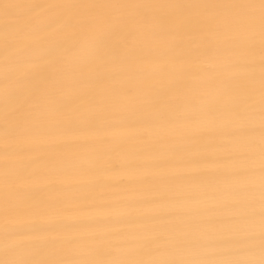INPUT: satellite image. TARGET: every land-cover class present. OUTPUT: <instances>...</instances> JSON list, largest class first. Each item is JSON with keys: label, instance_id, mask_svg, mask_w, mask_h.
<instances>
[{"label": "bare ground", "instance_id": "bare-ground-1", "mask_svg": "<svg viewBox=\"0 0 264 264\" xmlns=\"http://www.w3.org/2000/svg\"><path fill=\"white\" fill-rule=\"evenodd\" d=\"M261 16L0 0V262L264 264Z\"/></svg>", "mask_w": 264, "mask_h": 264}, {"label": "snow or ice", "instance_id": "snow-or-ice-1", "mask_svg": "<svg viewBox=\"0 0 264 264\" xmlns=\"http://www.w3.org/2000/svg\"><path fill=\"white\" fill-rule=\"evenodd\" d=\"M51 7H59L58 5H52ZM260 7L262 10V25H264V0H260ZM56 21H50V23H55ZM66 27L71 29L74 33H87L95 29V21L92 19H78L72 20L68 19L64 21ZM97 48L102 49L103 44L101 42L97 43ZM262 86H261V112H262V124H264V49H262ZM19 63H24L23 60H18ZM0 264H63V262L57 261H44V262H28L23 260H6L0 262ZM80 264H90V262H80ZM92 264H102V262H92ZM109 264H145V262L137 261H113ZM147 264H175V262L170 261H153L147 262Z\"/></svg>", "mask_w": 264, "mask_h": 264}]
</instances>
